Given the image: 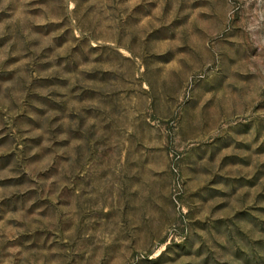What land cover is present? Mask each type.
<instances>
[{"label":"rangeland","instance_id":"374dc122","mask_svg":"<svg viewBox=\"0 0 264 264\" xmlns=\"http://www.w3.org/2000/svg\"><path fill=\"white\" fill-rule=\"evenodd\" d=\"M0 264H264V0H0Z\"/></svg>","mask_w":264,"mask_h":264}]
</instances>
